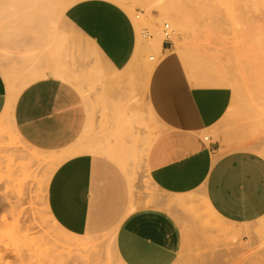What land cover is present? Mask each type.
Wrapping results in <instances>:
<instances>
[{
	"label": "rangeland",
	"instance_id": "rangeland-1",
	"mask_svg": "<svg viewBox=\"0 0 264 264\" xmlns=\"http://www.w3.org/2000/svg\"><path fill=\"white\" fill-rule=\"evenodd\" d=\"M56 1L59 9L75 0ZM120 1L117 6L129 16L138 36L133 60L154 67L173 57L193 85L220 76L237 84L226 85L233 92L232 110L217 130L204 135L211 159L235 148L264 155V0ZM20 2L0 0V251L9 261L22 257L25 264H123L110 236L84 238L64 223L55 188L45 182L53 166L48 156L19 138L15 109L18 95L38 80L21 64L34 54L81 92L89 110L87 126L69 160L109 149L119 157L115 163L128 180L133 177L134 197L141 196L142 186L145 193L150 191V177L144 176L151 168L144 152L131 148V68L103 78L89 47L86 54L87 45L81 41L61 40L57 27H48L40 44L42 35L34 27L6 39V29L22 15L17 11ZM165 24L173 29V39L162 57ZM143 32L153 38L145 39ZM180 209L184 246L175 264H264V220L245 228L228 226L208 213L200 196ZM18 226L25 232L18 235Z\"/></svg>",
	"mask_w": 264,
	"mask_h": 264
},
{
	"label": "crops",
	"instance_id": "crops-1",
	"mask_svg": "<svg viewBox=\"0 0 264 264\" xmlns=\"http://www.w3.org/2000/svg\"><path fill=\"white\" fill-rule=\"evenodd\" d=\"M65 38L86 44L101 76L131 68V148L150 164V191L132 192L121 167L92 154L63 165L64 223L84 238L110 236L123 264H175L184 246L180 207L200 196L220 222L245 228L264 220V155L231 149L214 160L204 135L217 130L233 100L226 85H193L162 43L154 67L133 60L138 36L129 16L103 0L79 1L57 24ZM143 50V49H142ZM30 84L16 101V132L31 150L50 156L70 148L87 126L85 99L34 55ZM93 64V62H92ZM130 118V114H127ZM57 188L55 189V191ZM130 207L133 210L130 212Z\"/></svg>",
	"mask_w": 264,
	"mask_h": 264
},
{
	"label": "bare ground",
	"instance_id": "bare-ground-1",
	"mask_svg": "<svg viewBox=\"0 0 264 264\" xmlns=\"http://www.w3.org/2000/svg\"><path fill=\"white\" fill-rule=\"evenodd\" d=\"M20 5L17 8L18 12L21 13V16H18L14 23V25L10 28H7L5 31V38L6 39H12V38H18L23 32L30 28L34 27L37 28L42 38L38 39V44L43 43V41L46 38V31L49 29L48 27H52V29H56L58 22L62 18V16L67 12L69 8H71L74 4H76L79 1H85V0H75L74 4L70 6H64L61 8H57V1L56 0H20ZM106 2H110L116 5H121L120 0H103ZM18 14L14 15L17 16ZM5 17H9V14L5 12ZM182 27L183 25L180 24ZM59 37H62L61 40H65L66 38L63 36V34H60L58 32ZM44 36V37H43ZM37 44V42H35ZM151 59H153L151 57ZM35 63V58L33 55H27L24 57L21 61V64L23 67H28L27 73L29 75H32L33 68L32 65ZM234 85L235 88L237 87V84L232 81H229L226 76H220L212 80H198L196 85L197 86H210V85ZM233 108V102L229 108L228 113ZM17 133V132H16ZM18 135V134H17ZM19 136V135H18ZM80 141V138L77 139V141L68 149L61 151L59 153H54L48 156L49 163L53 166V170H51V177H48L45 181L49 188H57L56 192L59 197V200H63V194H64V183L66 180V177H59L63 174L64 169L63 165L71 158L73 152L74 146ZM264 153V149L262 150ZM98 153H102V155L107 156L114 162L116 160H119V157L115 155L111 150L109 149H101L98 151H95ZM129 184L131 186L132 192L134 193L135 189V182L133 181V177L130 178ZM133 210V207H130V212ZM207 211L210 215L214 216L213 213L210 211L209 208H207ZM215 217V216H214ZM17 234L20 235L23 232H25V229L22 226H18L16 228ZM16 258V257H15ZM0 264H25L24 259L19 257L18 259H14L9 261L8 256L5 253H2L0 251Z\"/></svg>",
	"mask_w": 264,
	"mask_h": 264
},
{
	"label": "built area",
	"instance_id": "built-area-1",
	"mask_svg": "<svg viewBox=\"0 0 264 264\" xmlns=\"http://www.w3.org/2000/svg\"><path fill=\"white\" fill-rule=\"evenodd\" d=\"M162 33H163L164 43L170 45L173 39V29L171 28V26L169 24H165ZM143 35L145 39L151 40L153 38L148 32H143ZM205 139L209 140V138H205Z\"/></svg>",
	"mask_w": 264,
	"mask_h": 264
}]
</instances>
